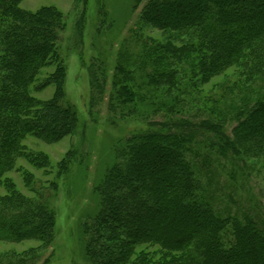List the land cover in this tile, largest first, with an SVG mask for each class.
I'll use <instances>...</instances> for the list:
<instances>
[{
  "label": "rangeland",
  "instance_id": "374dc122",
  "mask_svg": "<svg viewBox=\"0 0 264 264\" xmlns=\"http://www.w3.org/2000/svg\"><path fill=\"white\" fill-rule=\"evenodd\" d=\"M148 2L18 1L17 8L26 17L36 13L51 17L65 71L62 78L56 75L52 83L37 90L56 70L55 65L43 68L30 96L48 101L58 90L59 105L75 116V122L69 133L55 124L53 130L60 133L55 140H47L49 134L44 131L41 137L29 134L21 139L23 155L4 173L7 184H0V198L12 188L41 204L51 217L53 233L43 240L0 241V256H30L27 264H88L89 245L94 248L89 236L96 231L100 211L95 188L112 165L122 163L118 154L129 137L148 129L176 130L185 123L199 127L185 156L200 192L223 215L247 212L264 218V153H252L258 140L245 131L246 141L236 142L238 153L226 155H219L221 146L212 141L215 126L224 125L225 133L231 134L232 127L247 118L248 100L258 98L264 81H248L240 75L241 68L233 66L203 81L199 67L191 62L196 52L187 58L166 53L154 64L146 56L149 49L178 51L197 37L144 22ZM167 12L162 9L157 18L166 20L177 14ZM77 23L82 25L81 37L73 32ZM33 61L35 55L30 54L22 64L27 69ZM120 85L133 93L130 101L117 99ZM172 105L176 107L170 109ZM102 232L109 234L106 229ZM144 248L154 249L139 245L135 251Z\"/></svg>",
  "mask_w": 264,
  "mask_h": 264
},
{
  "label": "trees",
  "instance_id": "16d2710c",
  "mask_svg": "<svg viewBox=\"0 0 264 264\" xmlns=\"http://www.w3.org/2000/svg\"><path fill=\"white\" fill-rule=\"evenodd\" d=\"M18 1L0 0V184H7L4 173L23 155L21 139L29 134L41 137L44 131L49 134L47 140H55L60 136L53 130L55 124L69 133L75 122V116L59 105L58 90L48 101L30 96L43 68L55 65L56 70L37 90L52 83L56 75L62 78L65 71L51 17L40 13L26 17L17 8ZM162 9L177 14L160 20L157 15ZM143 19L152 26L197 37L178 51L149 49L146 56L154 64L166 53L187 58L196 52L191 62L199 67L203 81L232 66L240 67V75L248 81H264V0H149ZM81 28L77 23L75 36H82ZM30 54L35 61L26 69L22 62ZM116 94L123 103L133 96L124 85ZM256 96L248 100L247 118L233 126L231 134L225 133L224 125L214 127L212 141L221 146L219 155L238 153L236 142L246 141L245 131L258 140L252 153H264V87ZM196 128L185 123L176 130L148 129L129 137L118 154L122 163L112 165L95 188L100 211L94 218L96 231L89 236L94 248L89 245L88 264H264V218L247 212L223 215L200 192L185 156ZM52 227L41 204L12 188L0 198V241L43 240L53 233ZM139 245L154 249L136 253ZM28 257L0 256V264H27Z\"/></svg>",
  "mask_w": 264,
  "mask_h": 264
}]
</instances>
